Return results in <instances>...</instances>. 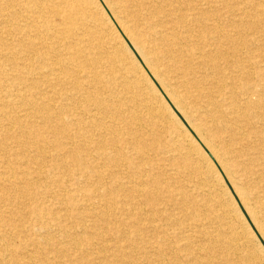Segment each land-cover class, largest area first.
I'll use <instances>...</instances> for the list:
<instances>
[{"label":"bare ground","instance_id":"1","mask_svg":"<svg viewBox=\"0 0 264 264\" xmlns=\"http://www.w3.org/2000/svg\"><path fill=\"white\" fill-rule=\"evenodd\" d=\"M0 264H264V0H0Z\"/></svg>","mask_w":264,"mask_h":264}]
</instances>
